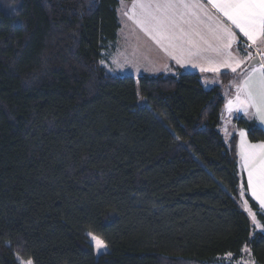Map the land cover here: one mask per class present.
Wrapping results in <instances>:
<instances>
[{"label": "trees", "instance_id": "1", "mask_svg": "<svg viewBox=\"0 0 264 264\" xmlns=\"http://www.w3.org/2000/svg\"><path fill=\"white\" fill-rule=\"evenodd\" d=\"M121 1L0 0V264H229L245 248L264 264L235 130L264 131L243 115L225 143L221 89L197 73L107 72Z\"/></svg>", "mask_w": 264, "mask_h": 264}, {"label": "crops", "instance_id": "2", "mask_svg": "<svg viewBox=\"0 0 264 264\" xmlns=\"http://www.w3.org/2000/svg\"><path fill=\"white\" fill-rule=\"evenodd\" d=\"M124 5L122 14L127 27L126 34L128 33L129 36L132 35L133 40L143 46L147 55V60L154 63L155 75L165 74L162 72L163 70H166V74H175L176 70L180 72L197 73L200 75V82L204 89L208 90L214 87L221 89V96L224 101L226 99V105L218 130L220 131L221 127L223 128V124L225 125V130L228 133H226L225 136L221 134V136L224 142L227 143L232 135V131L235 130L234 119L245 114L242 111H237L238 105L236 103V96L239 92L237 86L241 80H233L226 85H222L216 77L217 74L222 72L233 73L231 68L224 67L221 61L227 60L233 67L236 66V61H240V65L237 68V71H239L249 61L245 54L246 52L250 53L251 56H253L254 53H258L260 59L264 60V44L251 46V41L243 37V34L240 33L238 29L234 28L221 12L206 2L202 4V8H198L194 4H189L187 7L184 5L179 6L180 12L185 13L183 19L177 20L178 26L183 28L186 33L183 40L170 41L165 39L161 42H157L159 37L155 29L146 21L147 13L156 9L157 5L155 3L149 4L148 0H132L129 3L124 2ZM160 7L166 8L168 6L160 5ZM175 7L176 6L173 5V8ZM217 22H219L221 26H227L236 33V39L226 50L227 53H231V57L228 55L223 57L217 55L216 49L218 47H223V45L227 43V40L223 38V33L218 30ZM177 35H180V33L177 32ZM238 36L241 37L242 41L238 39ZM189 39L192 43H187ZM178 60L179 63L177 62ZM202 68H219V71H201ZM259 68L260 65L257 66L258 70ZM249 71H251V69ZM256 75H259V71ZM235 84L236 89H234ZM240 96L241 99H243V93H240ZM248 112L255 116L257 122L264 131V124H261L260 116L257 115L256 110L249 107ZM241 131L246 133L243 129H236L235 134L237 136L240 178L245 182L246 190H244L242 185H240V187L244 190L243 196H245L246 192L249 198L259 207V201L252 196L251 190L247 187L248 170L244 166L243 153L249 150L247 145H258L264 142L252 143L248 140L247 133L243 137L240 136ZM246 206L248 207L247 203ZM243 209L248 214L251 222H253L251 219L253 212L251 210L248 212L246 207H243ZM257 230L260 229L257 228ZM253 263L255 262L253 261Z\"/></svg>", "mask_w": 264, "mask_h": 264}, {"label": "snow or ice", "instance_id": "3", "mask_svg": "<svg viewBox=\"0 0 264 264\" xmlns=\"http://www.w3.org/2000/svg\"><path fill=\"white\" fill-rule=\"evenodd\" d=\"M207 3L215 7L219 12L230 21L234 28L238 29L243 37L251 41V46L264 44V0H148L149 4L155 3L156 9L149 11L146 15V21L156 31L159 39L157 42L168 39L183 40L186 36L184 29L178 26L177 20L183 19L185 13L180 12L179 6L187 7L189 4H194L198 8H202L203 3ZM160 5H167L166 8H161ZM173 5L176 7L173 8ZM218 30L223 33V38L227 43L223 47L216 49L217 55L223 57L231 53L226 50L231 46V43L236 39V33L227 26H221L217 22ZM177 32L180 35H177ZM219 38V37H218ZM187 43H192L189 39ZM243 50V49H242ZM249 60H254L250 53H245ZM179 63V60L177 61ZM223 66L231 68L235 73L240 65V61H236V66L233 67L222 60ZM259 70L256 64L253 63L251 71H246L243 74V79L238 84L239 92L236 96L238 105L237 111H242L245 116H249L248 108L252 107L260 116L261 124H264V60L258 62ZM201 71H219V68H202ZM259 71V75H256ZM240 93H243L241 99ZM245 132L241 131L240 136H245ZM243 147V144H242ZM249 149L243 153L244 166L248 170L247 187L251 190L252 196L259 201V207L253 215V220L256 215L264 217V143L258 145H247ZM264 232V226L257 225ZM91 238L92 247L95 252L103 253L107 251V244L104 239L99 236L88 234ZM242 252L247 249H242ZM231 255V254H229ZM18 264H33L31 259L22 260L17 257Z\"/></svg>", "mask_w": 264, "mask_h": 264}, {"label": "rangeland", "instance_id": "4", "mask_svg": "<svg viewBox=\"0 0 264 264\" xmlns=\"http://www.w3.org/2000/svg\"><path fill=\"white\" fill-rule=\"evenodd\" d=\"M124 2H120V5L117 10L118 22L120 28L117 32L116 40L107 44L106 49L102 52V60L100 64L107 72L116 77H133L138 78L142 75H155V66L154 63H151L150 60H147L146 52L143 46L133 40V36H129L126 34V24L124 22L122 10H123ZM163 73H167L166 70L162 71ZM242 80V79H240ZM234 89H236V84ZM234 92V91H233ZM226 105V99L224 101V107ZM223 108V112H224ZM223 115V114H222ZM225 125L223 124V128L220 129V134L226 135ZM240 188V201L243 207L247 208V211L250 212L249 208L246 206L245 198L243 196V188ZM248 205V204H247ZM251 214V213H250ZM253 221V225L256 228H261L255 220H253V214L251 217ZM88 237V241L92 246L91 238ZM93 248V247H92ZM94 251V249H93ZM106 252V251H105ZM104 253V252H103ZM95 256L97 257L101 253H97L94 251ZM219 262L229 263V264H255L253 263L249 254H244L237 259H234L231 255H226L218 259Z\"/></svg>", "mask_w": 264, "mask_h": 264}, {"label": "water", "instance_id": "5", "mask_svg": "<svg viewBox=\"0 0 264 264\" xmlns=\"http://www.w3.org/2000/svg\"><path fill=\"white\" fill-rule=\"evenodd\" d=\"M254 60H249L248 63L244 66L243 71L251 69L253 63L256 64V67L259 66V61H261L258 53H254L253 56Z\"/></svg>", "mask_w": 264, "mask_h": 264}]
</instances>
